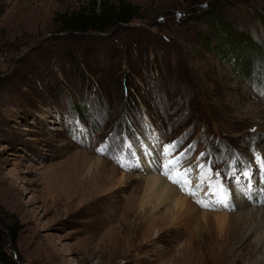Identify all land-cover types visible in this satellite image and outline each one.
Listing matches in <instances>:
<instances>
[{
	"label": "rangeland",
	"instance_id": "obj_1",
	"mask_svg": "<svg viewBox=\"0 0 264 264\" xmlns=\"http://www.w3.org/2000/svg\"><path fill=\"white\" fill-rule=\"evenodd\" d=\"M118 1L0 0L7 257L14 264H264V216L239 218L261 208L264 215V201L255 204L249 192L264 195V166L256 159L264 160V69L239 76L227 44L215 49L217 26L195 17L221 6L238 31L264 43V0H124L139 8L128 23L64 29L63 13ZM173 142V156L187 150L183 167L193 168V187L198 162L211 161L231 208H203L167 178L187 199L185 212L166 213L170 203L152 211V200L138 214L147 177L142 158L150 146L156 156L148 164L164 162L161 149ZM104 145L106 152L97 151ZM87 157L102 159L97 179L80 169ZM78 178L83 191L75 190ZM207 192L205 185L199 197ZM241 200L250 202L241 207ZM152 222L149 234L138 237L137 230L135 238L136 225Z\"/></svg>",
	"mask_w": 264,
	"mask_h": 264
},
{
	"label": "trees",
	"instance_id": "obj_2",
	"mask_svg": "<svg viewBox=\"0 0 264 264\" xmlns=\"http://www.w3.org/2000/svg\"><path fill=\"white\" fill-rule=\"evenodd\" d=\"M262 13L264 14V12H261L258 16L264 20ZM138 14L139 8L130 5L124 0H119L115 4L105 3L98 6V8L93 5L91 8L83 7L79 11H71L69 14L63 13L60 15V19L64 29L79 32L91 29L105 31L110 27L130 22L132 19L137 18ZM195 17L197 20L209 22L211 27L217 26L216 30L220 31L221 38L216 41L215 49L218 50L222 43L227 44V59L237 69L239 76H248L260 66L264 69V43L256 39L254 35L238 31L227 20L221 6H209L197 16L195 15ZM221 20H223V24ZM203 39L209 38L204 37ZM6 236L7 234L0 228V262L2 264H14L7 257L4 250V239ZM9 236L13 241L16 239V233L12 230Z\"/></svg>",
	"mask_w": 264,
	"mask_h": 264
},
{
	"label": "bare ground",
	"instance_id": "obj_3",
	"mask_svg": "<svg viewBox=\"0 0 264 264\" xmlns=\"http://www.w3.org/2000/svg\"><path fill=\"white\" fill-rule=\"evenodd\" d=\"M161 150L162 151L160 153V157L163 156V158H164L163 149H161ZM147 151H148V155L142 158L143 161L140 160L141 163H142V166L144 167V170H145V172L147 174V177H146V180H145V188H144L143 194H142V196H141V198L139 200V203H138V208H139V210H138L139 213L138 214H140V213L144 214L146 209L152 203V200L156 201V203L153 205L152 211H156L160 207L166 206L167 203H170V205H172V206H167L169 210L166 213H170L173 216L174 213L171 212L172 210H175L176 212H181V211L185 212L186 209H184V207L188 206V202L186 201L187 199L184 198L183 196H181L180 193H178L177 189L173 185H171L170 183L167 182L168 179H167V177L165 175H163V170L160 173V171L158 172L157 169H156V168H159V170H160V167H161V165H163L164 162H162L161 159H156V160H158V162L156 163L155 162V158H153V160L149 161V163H150V165H149L148 164V160H149L148 157H155L156 154L154 153L155 150L153 152V149H151L150 146H148ZM135 156L137 157V159L139 158L140 155H139L138 151H135ZM102 165L103 164H102V159L101 158L96 157L95 160H92V159H90V157H87L84 160V162L82 163L80 169H82L84 166H87L88 167V171L92 170V179H97V177L99 176V175H97V173L100 171ZM94 167L96 169L95 172H93V168ZM94 173H96L95 176H94ZM101 176H102V174L100 173V178H101ZM77 183L78 184H76L77 187H76L75 190H77V188L79 187L78 190L83 191L85 186H86L85 183L83 182V180L78 178ZM249 192L251 194H253V199H254V203L255 204H260V203H262L264 201L263 200L264 199V195L261 196V192L258 189H255L252 192L251 191H249ZM73 195H74V192H73ZM258 199L260 201H258ZM248 202H250V201H248V200H243L242 201L241 200L240 203H239V206H241V207L246 206V204ZM260 211H263V209L262 208L261 209H256V212L258 214L257 213H253V212L247 213V214L245 213L244 215L241 214V215H239V218L240 217H244L243 218V222H251V220L253 219V216H255V218H256V216L259 215L260 216L259 222H260L262 217L264 216L262 214V212L260 213ZM215 214L220 215L223 218L225 216H227V214H225V213H216L215 212ZM147 223L145 224L144 227L142 226L141 229L138 228V227H140V223L138 224L139 225L138 227H137V225L134 227L133 233L135 234V238H137V235H136V231L137 230L140 231L138 237L141 236V235L144 236V235L149 234L151 232L150 229L154 226V222H152V224H150L148 226H147ZM238 230L239 229H237V231ZM126 237H127V239H130V236H126ZM122 240H126V238L123 237ZM263 244L264 243H262V245ZM110 246H111V244H110ZM117 247H118V245H116V248Z\"/></svg>",
	"mask_w": 264,
	"mask_h": 264
},
{
	"label": "snow or ice",
	"instance_id": "obj_4",
	"mask_svg": "<svg viewBox=\"0 0 264 264\" xmlns=\"http://www.w3.org/2000/svg\"><path fill=\"white\" fill-rule=\"evenodd\" d=\"M264 95V92L261 93ZM179 146V142H173L172 144L166 145L163 148L164 163H163V175H165L173 184L178 185L182 191L187 195L196 198V203L200 204L203 208H213L215 205H219L224 209H229L232 207L230 200L229 189L225 186L223 180L221 179L220 172H213L211 167V161L208 163L197 164L198 183L193 187L191 174L193 172L192 167H183V162L187 158V150L180 152L178 155L173 156L176 149ZM130 149L131 145H127ZM108 150V145H104L97 149V151L104 153ZM134 155V153H133ZM204 154L201 153V156ZM262 166H264V160L260 157L256 158ZM117 162L121 167H126V162L124 158H118ZM235 164V161H233ZM230 176L236 177V172L233 170L229 173ZM244 176H249L248 172L243 173ZM237 181L239 177H236ZM205 185H207L208 192L205 193L204 197H199V193L203 191ZM199 197V198H197Z\"/></svg>",
	"mask_w": 264,
	"mask_h": 264
}]
</instances>
